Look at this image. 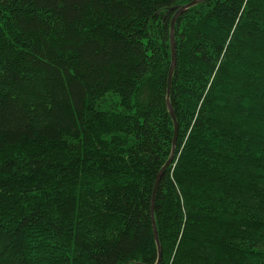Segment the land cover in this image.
Wrapping results in <instances>:
<instances>
[{
  "label": "trees",
  "instance_id": "16d2710c",
  "mask_svg": "<svg viewBox=\"0 0 264 264\" xmlns=\"http://www.w3.org/2000/svg\"><path fill=\"white\" fill-rule=\"evenodd\" d=\"M192 0H0V264H156ZM159 264H264V0L176 21Z\"/></svg>",
  "mask_w": 264,
  "mask_h": 264
},
{
  "label": "water",
  "instance_id": "95a60500",
  "mask_svg": "<svg viewBox=\"0 0 264 264\" xmlns=\"http://www.w3.org/2000/svg\"><path fill=\"white\" fill-rule=\"evenodd\" d=\"M203 1L204 0H192L191 2H189L186 5H183V6H180V7H176L174 9L175 10V15H174V17L172 19V22H171V31H170L171 66H170L169 75H168L167 106H168L169 113H170V116L172 118V121L174 123V139H173V146H172L171 155H170L168 161L166 162V164L162 167V169H161V171H160V173H159V175H158V177L156 179L155 186H154V191H153V197H152V223H153V231H154V236H155V240H156V245H157V249H158V261H157L156 264L160 263L162 252H161V245H160V241H159L157 225H156V220H155V201H156L157 191H158V188H159L163 173L172 164V162L174 160L175 152H176L177 135H178V122L176 120L175 111L173 110V107H172V105L170 103V95H171L173 77H174V72H175L176 64H177L176 41H175V25H176L177 19L183 13L187 12L189 9L197 6L198 4H200ZM138 264H140V263H138Z\"/></svg>",
  "mask_w": 264,
  "mask_h": 264
}]
</instances>
